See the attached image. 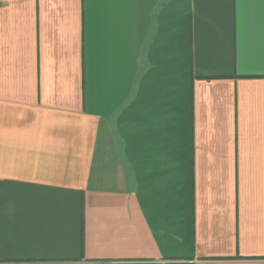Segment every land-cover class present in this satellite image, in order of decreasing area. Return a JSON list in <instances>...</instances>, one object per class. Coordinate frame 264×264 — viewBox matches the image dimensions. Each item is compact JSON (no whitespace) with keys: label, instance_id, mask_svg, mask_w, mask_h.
<instances>
[{"label":"crops","instance_id":"crops-1","mask_svg":"<svg viewBox=\"0 0 264 264\" xmlns=\"http://www.w3.org/2000/svg\"><path fill=\"white\" fill-rule=\"evenodd\" d=\"M0 264H264V0H0Z\"/></svg>","mask_w":264,"mask_h":264}]
</instances>
